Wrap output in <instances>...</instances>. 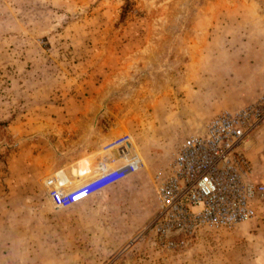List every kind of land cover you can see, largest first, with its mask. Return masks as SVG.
I'll return each instance as SVG.
<instances>
[{"label": "rangeland", "instance_id": "374dc122", "mask_svg": "<svg viewBox=\"0 0 264 264\" xmlns=\"http://www.w3.org/2000/svg\"><path fill=\"white\" fill-rule=\"evenodd\" d=\"M263 90L264 0H0V264H264V207L173 250L149 230L174 146ZM123 134L138 169L56 204ZM246 154L264 172V123Z\"/></svg>", "mask_w": 264, "mask_h": 264}, {"label": "built area", "instance_id": "2783aa9c", "mask_svg": "<svg viewBox=\"0 0 264 264\" xmlns=\"http://www.w3.org/2000/svg\"><path fill=\"white\" fill-rule=\"evenodd\" d=\"M263 123L264 90L254 100L210 117L174 146L156 174L158 210L149 230L159 249L173 250L204 228H230L258 215L264 207V172L256 174L246 150ZM113 145V166L101 165L98 176L67 192L53 190L56 204L85 200L138 169L141 160L129 134L116 137Z\"/></svg>", "mask_w": 264, "mask_h": 264}, {"label": "crops", "instance_id": "0c3cea01", "mask_svg": "<svg viewBox=\"0 0 264 264\" xmlns=\"http://www.w3.org/2000/svg\"><path fill=\"white\" fill-rule=\"evenodd\" d=\"M208 120V119H207ZM249 158V157H248ZM255 249V248H254ZM250 256H251V254H248L247 256H245V254L243 253L242 255H241V257H242V259L243 260H245V259H247V258H250ZM160 258V259H159ZM258 259L260 260L261 259V257L259 258H257V261H258ZM134 260H136V259H134ZM148 261V260H147ZM165 261V256L163 255V254H161L160 252H158V264H164L163 262Z\"/></svg>", "mask_w": 264, "mask_h": 264}]
</instances>
